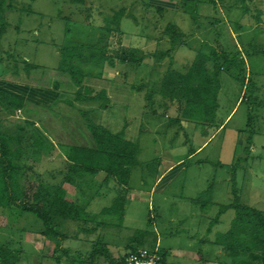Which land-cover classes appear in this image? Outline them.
<instances>
[{
	"label": "rangeland",
	"instance_id": "obj_1",
	"mask_svg": "<svg viewBox=\"0 0 264 264\" xmlns=\"http://www.w3.org/2000/svg\"><path fill=\"white\" fill-rule=\"evenodd\" d=\"M152 1L7 0L11 10L5 9L3 20L10 26L0 40V79L12 72L19 74L24 66L27 74L39 75L41 83L54 84L61 79L59 83L66 84V99L73 100L79 88L68 73L58 75L62 48L70 43L94 46L95 50L87 46L83 53L86 58L125 50L130 59L114 68L109 63L103 67L76 63L88 78V87L94 89L90 97L99 96L105 89L112 102L109 107L77 103L78 108L71 109L69 115L54 117L58 124L53 125L62 128L61 133L73 140L71 144L92 147L81 113L88 112L91 123L114 132L126 129V139L141 149L140 166L133 170L127 189L129 201L123 223L117 216L92 220L113 205L121 186L115 181L104 185L105 170L94 178L85 176L81 189L62 183L70 155V146L65 144L70 142L61 146L55 143L57 129L43 121L38 107L26 108L25 117L41 119L38 125L51 140L33 133L34 128L22 123V117L1 122L6 135L13 138L9 160L15 173L6 196L0 177V245L9 249L11 262L88 264L96 250L121 257L133 247L155 251L158 242L159 247L172 251L167 264H232L216 240L230 230L234 210L224 214L209 231L220 207L235 205L238 200L241 205L264 211V0H246L243 6L239 0H216L217 4L214 0L202 4L190 1L179 10L161 12ZM121 11L116 32L114 17ZM171 23L188 34L185 43L174 48L165 34ZM194 27L198 29L190 34ZM213 48L241 54L247 65L246 76L253 82L252 91L237 82L236 73L222 71L217 124L206 127L186 121L182 127H171L175 112L159 94L148 100L145 91L153 86H147L154 83L157 91L163 79L160 72H166L171 61L173 69L185 71L199 53L209 54ZM163 53L168 57L157 66V57ZM26 62L39 68L28 71ZM207 67L212 76L214 66ZM100 76L103 82L96 80ZM132 86L146 90L138 93ZM61 112L55 107L46 109L51 116ZM24 128L28 130L22 136L20 130ZM252 129L253 136L249 134ZM179 163L183 171L168 185L161 176ZM60 190L65 191V199L86 207L87 215L59 225L58 231L67 239L57 243L43 234V223L30 209L48 210ZM12 196L15 200L11 201ZM100 222L109 225H98ZM141 231H148L149 236L137 244L133 239ZM97 258L100 263L106 259L103 255Z\"/></svg>",
	"mask_w": 264,
	"mask_h": 264
},
{
	"label": "trees",
	"instance_id": "obj_2",
	"mask_svg": "<svg viewBox=\"0 0 264 264\" xmlns=\"http://www.w3.org/2000/svg\"><path fill=\"white\" fill-rule=\"evenodd\" d=\"M72 1L77 3L78 0ZM80 2H82V0H80ZM153 2H155V0L151 2V5H158ZM187 2L188 0L181 2V6L179 5L177 10L185 6ZM244 2H246V0H239V3L242 4V6L244 5ZM10 7L11 6H7V0H0V40L7 33L10 26L5 20H3L5 9L7 8L11 10ZM159 9L160 12L163 11V8ZM122 13L123 12L121 11L114 17L117 25L116 29L118 30L116 32H119ZM110 32L114 33L111 30ZM165 34L169 37L173 48L183 44L184 34L180 32V29H178L176 25L172 23L169 24ZM87 46L88 45L84 44L74 45L70 43L67 47L62 48L58 70L68 73L72 79V83L79 88L80 92L76 97V103L87 104L102 101V107L105 108L107 103H109V99L106 96L107 94L102 92L99 96L90 97V94L93 93L92 90L84 86L87 77L84 75L83 69L80 66H77L76 63L82 62L84 64L98 66L109 63L110 66L114 68L119 65L118 63L127 62L130 57L124 50L120 54L110 56H103V54L100 55L94 53L92 56L86 58L83 56V53H85ZM88 47H92L93 50L96 49L94 46ZM159 53L162 54V52ZM262 54L264 55V53ZM168 55L169 58H172V51H169ZM168 55L163 53V55L158 56L156 61L158 64L156 65L159 66L162 64ZM132 61L134 62L136 60L133 58ZM26 65L28 71L34 68H39L38 66L28 64V62H26ZM209 65L214 66L215 68L212 76H209L210 72L207 67ZM172 66L173 61H171V66L164 73L161 84L157 87V91L154 87L152 91H148L146 94L148 100L153 99L152 97H155V94H159L160 97L166 101V105L172 107L175 112V118H173L170 123L171 127L181 126V124L186 121L204 125L206 127L212 126L215 122L217 124V113L220 108L219 95L222 89L220 73L222 71L236 73L235 79L237 82L244 89L248 90V92L252 91L253 82L248 80L244 70V66H247L246 61L245 59H241V54L238 52L233 54L225 49L216 51V48H213L212 52L209 54L199 53L193 64L185 71L175 70ZM55 87L58 89V85ZM138 89L141 91L144 89V86L138 87L137 90ZM246 94L249 95V93H245V96ZM0 100L15 107L17 112L23 109L20 99H16L9 93L1 90ZM84 117L87 121L93 146L86 148L84 146H75L73 144L69 145L70 155L67 157L66 163L68 166L67 174H63L62 183H68L71 186H77V188L81 189V183H85V176L90 175L94 178L101 174V170H105L107 176L103 182L104 185L109 184L110 181H115L119 187L121 186L119 188V195L117 193L118 197L110 208L104 209L99 216H92V220H95L100 216H117L121 221L120 224H122L125 217V208L129 201L128 190L130 189L129 183L132 172L136 167L140 166L138 160L141 153L140 145L126 139V129L119 133H114L102 125L91 123L88 113H85ZM251 121L252 117H250V122ZM27 126L28 128H34L32 129L33 133L43 136L46 140H50L42 129H37L38 127L34 122H28ZM28 128L20 130L23 131L22 136L25 134V131L27 132ZM250 132L251 133L249 134L253 136V129L250 130ZM57 134V138L60 140L57 141L62 145L68 141V136L61 133V131H57ZM12 140L13 138L6 135L5 130H3L0 125V177L3 180L2 191L5 196L9 193V182L13 180L12 173H15V167L9 160L11 155H13L11 147ZM249 142L251 143V140ZM238 161L241 163V159ZM234 171H236V169H234ZM83 179L84 182H82ZM43 186L44 184L42 187ZM59 193V196L51 204L48 210L30 209V213L37 216V218L43 223V226L45 227L43 234L46 237L57 240V243L59 239H67L66 235L60 234L58 231L59 225L69 221L77 222L81 220L82 216L87 215V212L84 210L86 207L84 208L76 202H70L65 199L64 190H60ZM9 199L12 201L15 200V197L12 196ZM238 202L239 201L237 200V204L235 205L221 206L209 231H212L214 225L219 224L220 218L224 214L230 210H234L235 219L232 221L230 230L225 234H221L217 238L216 245L225 250L231 259L232 264H264V211L250 206L241 205V203ZM100 224L109 225L104 222L98 223V225ZM148 236V231H141L135 235L133 240L137 244H142ZM140 249L144 248L133 247L131 251L126 252L121 257H114L108 250H96L92 252L88 264H125L126 258L132 253H137ZM98 255L106 257L103 263L98 261ZM161 256L163 264H167L166 254H162ZM11 258L12 255L9 249L5 245H0V264H16L15 262H11Z\"/></svg>",
	"mask_w": 264,
	"mask_h": 264
},
{
	"label": "crops",
	"instance_id": "obj_3",
	"mask_svg": "<svg viewBox=\"0 0 264 264\" xmlns=\"http://www.w3.org/2000/svg\"><path fill=\"white\" fill-rule=\"evenodd\" d=\"M183 1L184 0H155L154 3H157L163 9L174 11V10H177V8L179 7V3L183 2ZM214 1H216V0H214ZM188 2H190V1L188 0ZM191 2H194L196 4H202V2H204V0H191ZM217 3L218 2L216 1V4ZM176 26L178 29H180V32L184 34V40H183V44H184L185 39L188 37V34H186L182 30V27L180 25L176 24ZM196 29H198V28H195V27L191 28L190 30H192V32L190 34H194L196 32ZM0 66H3V65H0ZM155 67L158 68L157 66H155ZM19 71H20L19 74L12 72L10 75H7L6 77L3 76L4 78L2 77V79H0V90L4 91L6 93H9L11 96L15 97L16 99H20L22 102L23 109L21 111L17 112L15 110V107H13L12 105L5 103L4 101L0 100V123L10 121L11 119L14 120V119L22 117V121H24L22 123H27V122H34L35 123V122H37L35 124L38 127L37 129H39L40 127L38 125V122L42 121L41 119L40 120L36 119L38 121H33L30 118L31 116H28L27 118L25 117L26 108H28L30 105H34V106L38 107L37 111H39L40 113H42L44 115V117H43L44 122H46V121L49 122L51 124L52 128H56L57 131H61L62 128L57 127L56 125H53V123L58 124V122L54 119V117H61L62 116L61 118H63L66 115H69L68 112L71 109L74 110L75 108H78L77 107L78 104L75 101L76 98H74L75 100L74 99L73 100L66 99L65 92H64V86H66L65 82H63V84L61 85L59 83L61 81V79H59V82L56 81L54 84L49 83L47 85V84H45V82L41 83L42 80H38L39 75L33 76V75H31V73L27 74V71H26L24 66H21ZM164 73L165 72L162 71V72H160V75L162 76V75H164ZM60 74H62L61 71L58 72V75H60ZM58 75L55 76V79H57V80H58ZM153 75H154V77L156 76V74H153ZM96 77H98V76H96ZM90 78H92V77H89V79ZM86 79H88V78H86ZM96 80L99 82H103L104 78L100 76ZM34 82H37V83H34ZM87 82H89V81L85 80L84 86L86 88H89L90 90H92V92H94V89L92 87H88V85L86 84ZM99 82H97L98 85H100ZM124 82H125V80H124ZM124 82H121V84H124ZM121 84H119V85H121ZM153 84H149V86H147V89L149 87L153 86L152 88H149V90H146L145 88L143 90H146L145 92H147V93H148V91H152V89L154 88ZM56 85H58V89L55 87ZM134 87L138 88L137 86H132V88H134ZM143 90L140 91L138 89V90H136V92L141 93V92H143ZM132 91H133V89H132ZM102 92H105L107 94L106 95L107 98L109 99V103H107V105H106V107H107L108 104H110L111 99L108 97V92L105 89ZM94 103H99V107L100 108L102 107V101H100V102L96 101V102L87 103V104H94ZM52 107H55V109H60V111H62L61 112L62 114L56 113V115H58V116H51L50 114L46 113V109L52 108ZM102 109H103V107H102ZM81 113L84 115L86 112H81ZM53 120H54V122H53ZM74 121H75V119H74ZM19 123H21V122H19ZM97 125H99V124H97ZM177 127H179V126H177ZM180 127H182V126H180ZM112 132H114V131H112ZM114 133H119V132H114ZM57 140L60 141L59 139H56V141ZM58 141L57 142L54 141V142L58 143V145L61 146L62 144L59 143ZM68 141L70 142L69 144L72 145L71 142L73 140L70 139V137H69ZM69 144H65V145L69 146ZM73 145H75L74 142H73ZM179 166H180V163L174 167H171L168 171L165 172V174L163 173V175L161 176V178H163V180L167 179L168 185L173 183L175 181V179L182 173L183 170H180L178 168ZM157 248H158V250H160V252L162 254H166L167 258H171L172 251L170 249L167 250V249L159 247L158 242H157Z\"/></svg>",
	"mask_w": 264,
	"mask_h": 264
},
{
	"label": "built area",
	"instance_id": "obj_4",
	"mask_svg": "<svg viewBox=\"0 0 264 264\" xmlns=\"http://www.w3.org/2000/svg\"><path fill=\"white\" fill-rule=\"evenodd\" d=\"M162 254L158 249H140L137 253L130 254L125 264H163Z\"/></svg>",
	"mask_w": 264,
	"mask_h": 264
}]
</instances>
